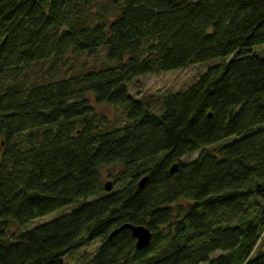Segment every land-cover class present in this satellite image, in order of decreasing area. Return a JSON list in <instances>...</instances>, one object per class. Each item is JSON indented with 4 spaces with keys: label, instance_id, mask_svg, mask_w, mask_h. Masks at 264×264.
<instances>
[{
    "label": "trees",
    "instance_id": "16d2710c",
    "mask_svg": "<svg viewBox=\"0 0 264 264\" xmlns=\"http://www.w3.org/2000/svg\"><path fill=\"white\" fill-rule=\"evenodd\" d=\"M263 45L264 0H0V264H65L95 240L81 264H264ZM210 60L158 100L129 93ZM127 223L148 246L110 235Z\"/></svg>",
    "mask_w": 264,
    "mask_h": 264
},
{
    "label": "rangeland",
    "instance_id": "374dc122",
    "mask_svg": "<svg viewBox=\"0 0 264 264\" xmlns=\"http://www.w3.org/2000/svg\"><path fill=\"white\" fill-rule=\"evenodd\" d=\"M253 52H255L259 56H264V45L263 46H254ZM88 64H91L94 60L88 59ZM219 62L218 60H210L209 62H201L195 65H190L185 69H176V70H170L165 71L161 73H147L143 74L141 76L134 77L131 82H129V93L131 96L142 98L144 96H150L152 97L153 101L158 100L159 96L165 95L169 92H177V90L184 89L189 86L192 82H194L197 78L200 72H202L204 69H206L210 64ZM76 63L79 65L82 63L81 61H76ZM97 111H101L105 116L109 124H121L122 121V110L119 106L115 105H100L95 106ZM198 153L194 152L190 155H185L181 158L182 161H190L193 159ZM122 168L120 166H114V167H103V169L100 170V174L102 177V185L110 181L112 184L113 190L115 188H119L120 186L124 185L125 180L123 178L119 177ZM123 179V180H121ZM141 178L140 180H142ZM139 180V181H140ZM101 193L100 195H102ZM78 204H71V206L60 208V210L53 211L52 213H49V215H45L42 217H38V219L32 220L31 222H28L25 226H19V225H11L9 233L10 234H17V232L21 230H28V228H31L35 225H38L41 222L48 221L53 217L59 216L62 213L70 211L73 207H75ZM260 240L255 246L254 252L259 251L264 248V230L262 231L260 235ZM97 240L89 242L85 244L83 247L73 251L72 253H69L65 255L63 258V261L65 264H81L85 262L88 258L91 257V254L94 252L97 244ZM219 252L215 253L211 257H215ZM206 264V263H203Z\"/></svg>",
    "mask_w": 264,
    "mask_h": 264
},
{
    "label": "water",
    "instance_id": "95a60500",
    "mask_svg": "<svg viewBox=\"0 0 264 264\" xmlns=\"http://www.w3.org/2000/svg\"><path fill=\"white\" fill-rule=\"evenodd\" d=\"M177 168H178V164L174 163L170 167V172L177 171ZM145 179L146 178H143L142 180H140L138 185L141 186L143 184V182L145 181ZM111 187H112V184L110 181H107L104 183L103 188H105V190L109 191L112 189ZM122 229H129L131 231L132 236L135 239L137 249L144 248V247L149 245V243H150L149 241L151 238V231L148 230L145 226H143V225L134 226V225L127 223V224L119 226L118 228L113 230L110 235H114L117 233V231H120Z\"/></svg>",
    "mask_w": 264,
    "mask_h": 264
}]
</instances>
